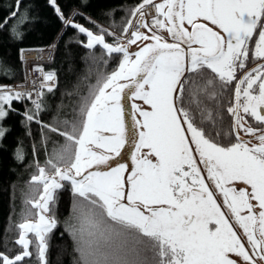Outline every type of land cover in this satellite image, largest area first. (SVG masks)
Wrapping results in <instances>:
<instances>
[{"label":"snow or ice","instance_id":"obj_1","mask_svg":"<svg viewBox=\"0 0 264 264\" xmlns=\"http://www.w3.org/2000/svg\"><path fill=\"white\" fill-rule=\"evenodd\" d=\"M48 3L65 29L86 38L68 43L88 50L79 79L95 80L66 93L73 102L65 111L62 100L50 122L41 114L52 110L44 90L55 88L54 73L39 89L34 84L35 98L0 85V143L15 113L32 149L27 163L23 140L13 150L15 162L32 171L23 186H11L0 264H50L65 192L70 211L61 236L71 237L73 264H264V0H137L102 11L108 27ZM20 5L9 4L0 23L14 41L33 22ZM0 68L8 70L2 59ZM25 100L32 107L13 106ZM136 100L147 108L132 103L128 123L127 103Z\"/></svg>","mask_w":264,"mask_h":264},{"label":"trees","instance_id":"obj_2","mask_svg":"<svg viewBox=\"0 0 264 264\" xmlns=\"http://www.w3.org/2000/svg\"><path fill=\"white\" fill-rule=\"evenodd\" d=\"M14 0H0V23L3 17L9 11V4ZM61 9L67 15L70 11L76 10L91 17L104 27L109 26V20L101 16L102 11L110 8H127L137 3V0H87L86 6H81V0H57ZM21 12L30 16L33 22L23 27V38L18 41L10 39L7 27L0 31V59L7 65L8 70L0 68V85H24L26 80V68L24 60L21 61L20 49H36L42 51L50 44H54V54L50 62L46 63V68L54 70L56 73V86L51 93L45 89L44 99L51 106V111L41 114V119L51 121V117L55 114L56 106L63 100L65 111L73 102L72 97L66 93L73 92L74 86L79 84L81 90H84L87 83L94 82L95 76L89 77L88 80L79 79L87 75L86 66L81 59L88 55V50L76 43L69 44L70 40H86L82 34H78L74 29H65L61 21L57 18L56 13L49 5L48 0H21ZM123 12L118 11L115 14V21L120 22ZM79 22L88 28L92 25L82 17H75ZM11 24L12 21H9ZM118 31L117 29H113ZM95 31V29H93ZM119 32V31H118ZM108 42L110 38L106 37ZM71 51L72 58L70 60L68 52ZM97 54H99V46H97ZM71 64V67H70ZM109 67H114L110 63ZM24 105L32 107L28 101L23 103L14 101L13 106L21 112ZM21 117L15 113H10L5 125L11 128L10 133L0 143V234H3L4 228L8 224L9 216L12 214V188L13 184L23 186L25 181L29 179L31 169L25 165L17 164L13 158V150L17 147V140H23L24 148L27 151V162L31 161V140L25 136L24 129L20 124ZM33 138L39 146V129L36 124H32ZM43 159L42 153H38ZM16 213H19V191L16 194ZM70 211V194L65 192L62 194L61 200L57 207V218L61 224L54 230L48 259L50 264H73L77 254L73 251L71 237L64 233L63 221L68 217ZM18 215H13V220ZM15 232L9 233V238H14ZM8 247H14L11 243ZM0 251L5 248L0 246ZM11 255V253H9Z\"/></svg>","mask_w":264,"mask_h":264},{"label":"built area","instance_id":"obj_3","mask_svg":"<svg viewBox=\"0 0 264 264\" xmlns=\"http://www.w3.org/2000/svg\"><path fill=\"white\" fill-rule=\"evenodd\" d=\"M53 46L54 44H51L45 49H43L41 52L35 49H26L23 52V59L26 68V83L23 86L13 87L14 90L33 92V98H35L34 84L35 89H39L41 82L44 80L45 74L49 72L54 73L53 71L46 69L44 66L46 62H49L52 59L54 53ZM38 68L43 69V71H38ZM29 104L32 105L30 101Z\"/></svg>","mask_w":264,"mask_h":264},{"label":"water","instance_id":"obj_4","mask_svg":"<svg viewBox=\"0 0 264 264\" xmlns=\"http://www.w3.org/2000/svg\"><path fill=\"white\" fill-rule=\"evenodd\" d=\"M75 23H78V24H81V23H79V22H76L75 21ZM81 25H83V24H81ZM83 26H85V25H83ZM85 27H87V26H85ZM141 31L143 32V31H145L144 29H141ZM164 35L167 37V33H164ZM169 40H170V38H169ZM171 42V41H170ZM124 44H127V43H124ZM136 45L135 46H130V49L131 50H136ZM130 113H131V110H130V108H129V101H128V103H127V107H126V109H125V114H126V122H128V123H131V116H130ZM241 135V134H240ZM241 137L243 138V139H246L245 137H243L242 135H241ZM130 149H129V147L128 146H126L125 147V151L127 152V151H129ZM144 151H147V149H145ZM117 159H119V158H117ZM128 165H129V169H131L132 167H133V165H132V161H131V158L129 157V159L127 160V161H125ZM125 176H127V173H125Z\"/></svg>","mask_w":264,"mask_h":264},{"label":"flooded vegetation","instance_id":"obj_5","mask_svg":"<svg viewBox=\"0 0 264 264\" xmlns=\"http://www.w3.org/2000/svg\"><path fill=\"white\" fill-rule=\"evenodd\" d=\"M246 119L248 120V122H249L250 124L253 123V121H252L251 118L246 117ZM253 126H255V125L253 124ZM240 134H241L243 137L246 138L245 140H251L253 143H256V142H257L253 136H251V135H249V134H245L243 131H241ZM205 175H206V173H205ZM210 187H213V186L210 185ZM216 198H217V202H218V203H222V199H223V198H222V196H221L219 193H217V197H216Z\"/></svg>","mask_w":264,"mask_h":264},{"label":"rangeland","instance_id":"obj_6","mask_svg":"<svg viewBox=\"0 0 264 264\" xmlns=\"http://www.w3.org/2000/svg\"><path fill=\"white\" fill-rule=\"evenodd\" d=\"M156 2H161V0H156ZM154 15H155V12H154ZM152 17L151 16H149V20L151 19ZM133 24L135 25V21L133 22ZM112 31H115V30H113V29H111ZM117 32V35H119V32L118 31H116ZM122 43H127V39L126 38H124V39H122V41H121ZM132 46H135V45H132ZM132 103H136V104H138V105H140L141 107H144V108H147V105H145L144 103H143V101H140V100H136V101H129V108H130V110L132 111V109H131V105H132ZM125 118H126V114H125Z\"/></svg>","mask_w":264,"mask_h":264},{"label":"bare ground","instance_id":"obj_7","mask_svg":"<svg viewBox=\"0 0 264 264\" xmlns=\"http://www.w3.org/2000/svg\"><path fill=\"white\" fill-rule=\"evenodd\" d=\"M152 15H154V10L152 11Z\"/></svg>","mask_w":264,"mask_h":264}]
</instances>
